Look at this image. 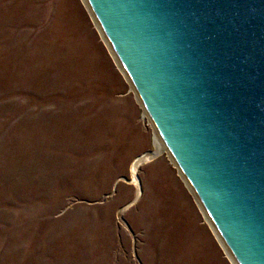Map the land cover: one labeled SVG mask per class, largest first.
Segmentation results:
<instances>
[{"label": "rangeland", "instance_id": "obj_1", "mask_svg": "<svg viewBox=\"0 0 264 264\" xmlns=\"http://www.w3.org/2000/svg\"><path fill=\"white\" fill-rule=\"evenodd\" d=\"M85 0H0V264H233Z\"/></svg>", "mask_w": 264, "mask_h": 264}, {"label": "water", "instance_id": "obj_2", "mask_svg": "<svg viewBox=\"0 0 264 264\" xmlns=\"http://www.w3.org/2000/svg\"><path fill=\"white\" fill-rule=\"evenodd\" d=\"M237 264H264V0H86Z\"/></svg>", "mask_w": 264, "mask_h": 264}, {"label": "bare ground", "instance_id": "obj_3", "mask_svg": "<svg viewBox=\"0 0 264 264\" xmlns=\"http://www.w3.org/2000/svg\"><path fill=\"white\" fill-rule=\"evenodd\" d=\"M85 2H86V0H85ZM86 5H87V2H86ZM87 7H88V6H87ZM91 14H92V13H91ZM92 16H93V15H92ZM93 17H94V16H93ZM94 20H95V22H96V19H95V18H94ZM96 24H97L99 30L101 31V33H102V35H103V32H102V30L100 29V27H99V25H98L97 22H96ZM103 36H104V35H103ZM104 38H105V37H104ZM105 41H106V43L108 44L106 38H105ZM108 46L110 47L109 44H108ZM109 49L112 51L113 55L115 56V54H114L112 48L110 47ZM115 58H116V56H115ZM116 60H117V58H116ZM117 61H118V60H117ZM118 64H119L120 69H121V70L123 71V73L125 74V72H124V70L122 69V67H121V65H120L119 62H118ZM125 75H126V74H125ZM126 77H127V76H126ZM144 114H145V112H144ZM154 131H155V130H154ZM153 144H154V147H155L154 150L144 151V152H142V153H140V154H138V155H136V156L134 157L135 159L132 161V163H131V165H130V173H131L132 177H134V178L136 177V176H135V172H136V170H137V168H138V166H139V164H140L141 162H143V161H147L148 158L150 159L151 157L154 156V154L159 153V152H161L163 149H165L164 146L162 145V143H161V141H160L158 135L156 134V132H155V135H154ZM166 152H167V151H166ZM182 178H183V177H182ZM183 180L186 182L187 186L189 187L190 191L193 193V196L195 197L196 201L198 202V200H197V198H196V196H195V194H194L192 188L189 186V184L187 183V181H186L184 178H183ZM200 207H201V209L203 210V212L205 213V215H206V217H207V221H208V223L211 225L212 229L214 230L215 234L217 235V237H218L219 241L221 242L222 246L224 247V249H225L227 255L230 257V259L232 260L233 264H237V263L235 262V259H234L233 256H232V254L230 253L229 249H228L227 246L225 245L224 241H223L222 238L218 235V232L216 231L215 227L212 225V223H211V221H210V219H209L207 213L205 212V210L203 209L202 206H200Z\"/></svg>", "mask_w": 264, "mask_h": 264}]
</instances>
